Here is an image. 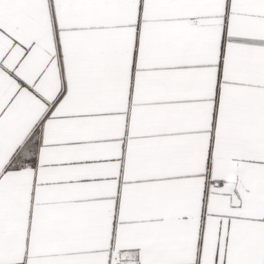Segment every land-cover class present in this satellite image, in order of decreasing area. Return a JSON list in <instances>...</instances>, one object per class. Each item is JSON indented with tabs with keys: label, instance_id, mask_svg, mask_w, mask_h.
<instances>
[{
	"label": "snow or ice",
	"instance_id": "snow-or-ice-1",
	"mask_svg": "<svg viewBox=\"0 0 264 264\" xmlns=\"http://www.w3.org/2000/svg\"><path fill=\"white\" fill-rule=\"evenodd\" d=\"M0 264H264V0H0Z\"/></svg>",
	"mask_w": 264,
	"mask_h": 264
}]
</instances>
